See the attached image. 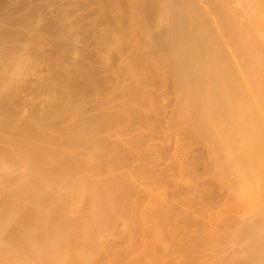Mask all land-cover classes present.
Here are the masks:
<instances>
[{
  "label": "bare ground",
  "instance_id": "obj_1",
  "mask_svg": "<svg viewBox=\"0 0 264 264\" xmlns=\"http://www.w3.org/2000/svg\"><path fill=\"white\" fill-rule=\"evenodd\" d=\"M17 1H16V3H18L20 0L18 2ZM78 1L80 2V0H78ZM81 1H83V0H81ZM5 2L2 1V3H5ZM20 2H19L20 5L23 4ZM79 2H78V4H79ZM85 2L88 3V0L84 1L83 4ZM75 3H76V6H75V8H76L77 2H75ZM89 3H88V5H89ZM92 3L94 4V1H92ZM96 3L98 4L97 5L98 8L94 7V5H92V6H93V10H94V8L98 9L97 21L99 18L100 21H105L108 24V25H106L108 28L104 25L106 27V31H105L106 35L104 33L103 36L104 37L107 36V39L111 38V40L114 41V44H117L116 46L114 45L115 47H113V48H115L117 55H116V53H114V54L117 57H121V59H123V63H121V64L115 63L116 60L114 62V59H116L117 57H114V59H113V56H112L113 63H115V65L118 64L119 66L122 65V67L120 66L121 69H119L118 65L115 66L114 64H112L113 66H111V67H113V70L118 68V71H116V72H118L119 75L120 74L122 75V76H119L120 78H123V74L120 73V70H122V72H124V74H125L127 82H129V83H126V81H124L125 77L123 78L124 80H121L119 78L120 79V80L118 79V81H120L119 83H121V81H124V83H123L124 85H122V83H121L123 89H122V87H120V88L123 90V94H126L127 92H129L126 90L127 87H128V90L131 89L130 93L132 92V90L134 91L131 94L129 93L126 95H122V94L121 95L123 97L125 96V98H128L129 100L131 99V96H132V101L134 100V97H135L134 102H132L131 100L128 102V99L124 100L125 98H121L124 100V102L126 101L125 104H128V106L125 105L122 101L121 104H123V105H121L120 103H117V104H115V107L119 104L117 106L119 109L121 108V106H123V107L127 106L126 109L127 108L128 109L126 110V109H124L125 107L124 108L122 107L123 108L122 110H117L118 108L116 107V111L113 109L114 110L113 113L116 112L117 114L118 113L120 114L122 111L125 112V110H126L125 113L127 115H130V114H128V112L129 113L132 112V111H130V109H133V112L137 111V109L139 110V108L136 109V107L134 106L135 102H137L136 106H140V107H141V105H140V103H141L143 105L142 107L146 108V105L148 106L149 110L147 108L146 109H147V111H150V114L153 112L152 116L155 118H153L150 115H148V117L153 118V120H151V119L150 120L154 124L155 121L158 120V119H156L157 111H155V110H157V109L160 110L162 107H160V109H159L158 108L159 105H161V104H162V106L164 105L163 103H161V101L164 100V98L161 97V95L167 94L168 92H166V91H169V93L170 92L172 93V91H170L168 87L170 86L169 84H171V85L173 84L175 89H176L174 91L177 92V95H178L177 98H179V100H178V102H179L178 109L179 110L177 112L178 114L176 113L177 115L175 116L176 117L175 119L176 120L178 119L177 124L179 122H181V124H183L184 127L186 128V129L184 128V130H183V127H181L182 125H180V123H179L178 126L181 127L182 129L179 128L177 130L181 129L182 131H185V130L189 129L191 131H189V130H187V131H189L190 133H193L196 136L203 137L206 139V141L209 143V145L212 148V154L214 153L213 155H215L216 164L213 163L215 165L213 166L210 164V166H213L215 169L217 167L219 173L221 174L220 176L224 177V178L222 177L223 179H221L222 182L226 179L227 182L226 181H224V182H225V184L226 183L228 184V182H229L228 178L230 180V182H229L230 187H228V188L231 189L232 191L227 189V188L226 189L229 190L230 192H232V195H230V196H231V199H233L232 200L233 203L232 202H229V203H232L234 205V208L232 207V204H231V206H229L231 209V212H232V210L235 211V209H237L238 211L243 213V214H240V213L238 214V215H241L243 218L240 217L239 223L237 224L238 225L237 230L234 231L232 229V228L235 229V227L237 225L235 227L233 226L232 228H230L231 231L233 230V235H232V238L230 239L231 240L230 245L231 244L232 245L238 244L239 246L236 245V249H235L236 251L237 250L242 251L241 248L237 249V246L243 247L242 253L243 252L245 253L246 258H243V259L240 258L241 262H242V260H244L241 264H264V43L257 42L254 38L255 34L253 35V33H255V32H252V30H249V29H245L244 27H242L241 24H239V22L235 18H233V15L231 14V12L229 10V2H227V1H222V0H95V4ZM72 4H74V1ZM88 5L86 4L85 6H88ZM90 6H91V4H90ZM6 7H8V6H6ZM31 7H32V5H31ZM69 7H70V5H69ZM73 8L70 7V8H66V9H68V10L71 9V11H73L72 10ZM75 8H74V10H75ZM85 8H87V7H85ZM89 8H87V11ZM82 9H84V8L82 7ZM0 10L2 12V8ZM4 10L5 9H3V11ZM24 10H26V9H24ZM31 10H32V8L29 11L31 12ZM33 10H35V8H33ZM68 10L65 11V13H63L64 11H61V12L63 13L64 16L66 15V12H67V14L69 16V15H71L70 14L71 12L68 13ZM4 12H6V11H4ZM4 12H2L3 16L0 15V19H1L0 23H2V25L0 24V144H5V145H7V147L5 148V146H3L4 148H2V145L0 146V264H108V263H106V261H103L108 256L107 253H106L107 255H105V251L107 249H108V251H110V249L112 250L113 242H111L109 244L110 247H112V248L109 249L105 246H107V244H106L107 239H109L111 236H112V238H114L113 234L115 235L116 234L115 231L117 232V230H115L116 220H120L122 218L127 219L125 224H124V230H123V226H121L122 230L119 229V231H121V232L125 231L124 233L126 235H128V237H130V238L132 237L131 239L134 238V235L138 234L137 232L141 231L140 228L143 225H145V223H147V225H145V227L150 226L149 224L152 223L151 221H153V223L155 222L156 223L155 225H157V227H158V225H161V226H159L160 228H157L156 226L151 225L152 227H154L152 229L157 228L160 231H161V228H163V231H164V228L168 226L166 224L168 222V220L165 219L166 218L165 214L167 212H169V208L164 207L162 209L163 205L165 204V198H163V197L158 198L155 195L157 192H159L163 189L161 186H165V185H162L161 183H160L161 185H158L159 182L155 181V179H153V177H152V179L154 180L153 182L158 183V184L156 183V185H155V186H158V188L156 187V189H154L155 186L154 187L150 186V187H152V189L150 191L154 192V190H155V193L154 194H151V193L149 194V192H147V193L149 194L148 196L151 195L150 198L152 199V201H154V203H151V201H148L150 204L147 202L149 205L147 204L145 206L146 207L145 209L150 208V210H151V206H152L153 210L147 211L144 215H141V217H139L140 213L137 215L138 212L135 211L136 210V204L134 202L135 200H132L130 198L131 196L129 197L130 193H128V191L125 189L126 182L124 181V179L122 177L118 176L119 173H116L117 176L112 175L110 177V175L113 172L114 173L116 172V171H113L112 173H108L109 174L108 176H106V174H105L106 179H104L105 177L101 178V177H103V174H104L103 171H100L101 167L114 168L115 170H118V168L122 165V162H124V163L126 162L124 160V158H125L124 154L126 155L127 152L124 154L122 153L125 151L123 149L124 145L121 142L123 140V143H124L126 141V139L121 138L122 139L121 140L119 138L121 141L120 140L117 141L118 144L116 143V141H114L116 143L115 146H114V143H112V145L109 144L111 146V147L108 146L111 148V149L109 148L110 149L109 150V149H107V145H104V144L109 143L110 140H108V142H107L106 140H103V141L101 140V139H106V138H103V137L98 138L99 137L98 132L96 133V131H94L93 129H91L87 125V124H89L88 120L85 119L87 121V124L84 123L85 120H84V118H82V116H83L82 114H80V115H82L81 118H80V115H78V117L80 119H78V117L74 116V115L78 114L77 113L78 111H79V113H81L80 110H82V109H78V107L71 105L72 104L71 102L73 101L72 98L81 96V95H79V93H81V91L78 89L79 90V92H78V90L74 88V90H77L78 93H76L74 91L72 93L71 92L72 91L71 85H74V83L76 81L77 82L79 81V83L77 85V87L79 88L80 80H78V79L75 80L76 78H72L73 74H72V76L69 75L72 72L71 69H69L71 72L67 73L68 72L66 70L67 64H64L65 62H62L63 60L61 61L59 58H57L58 56L57 57L55 56V58H53L52 61H50L51 59H48V57H47L48 53L46 51V46L49 45V44H47L49 42V39L45 41V39H47V38H44L43 35L39 34L37 36L36 35L34 36V34L31 33L33 35V36H31V34L28 35L25 33V31H23V29L27 28L29 25L36 27L37 22L39 21L38 19H40V18L37 16L38 19L36 20L32 17L34 15L30 16L31 15L30 14L29 15L30 17L27 18L29 13L28 14L26 13L27 16L22 14V16L24 15L26 17L25 19L23 18L22 21H20L19 19H17L15 17L18 20V21H15V23L17 22L19 24L18 26H20V29L22 28V30L19 31L17 29L18 31L17 30L13 31V29H14L13 28V29H9V31H8L5 29L6 27L3 25L6 21L2 18H4V17H5V19L7 18V16L4 14ZM84 12L85 11L83 10V14H84ZM10 13H12V11H10ZM39 13H40V15L42 14L41 11L38 12V14ZM89 13H90V11H89ZM10 15H12V14H10ZM60 15H61V13H60ZM63 15H62V19L64 17ZM22 16H21V18H22ZM68 16L66 15L65 20ZM86 16L87 15L85 14L84 18H88ZM90 16H91V13H90ZM12 17L13 16H11V18ZM71 17H72V15H71ZM11 18H10V20L8 19L9 22L12 21ZM44 18L42 20H44ZM93 18H94V16H93ZM31 19H33L32 21L34 22V24H30L32 22V21H30ZM59 19L61 20V18H59ZM69 19L72 21L74 18L73 19L69 18ZM74 20H77V19L75 18ZM79 20H81V21L83 20L82 24L85 23L84 19H79ZM95 20H91L92 23ZM8 21H7V23H9ZM100 21H99V23H100ZM39 22L41 23V21H39ZM39 22H38V24L40 25ZM80 22H78V24ZM88 22H86V24ZM92 23L89 25L91 26ZM68 24H71V23H68ZM76 24H73V23L71 24V25H74V27L69 25L70 27L68 30H70V33H71V30H72V32L74 31ZM5 25H7V27L8 26L10 27V25H8L6 23H5ZM86 26H88V25H86ZM63 27H65V26H63ZM76 27H77V25H76ZM96 27L98 28V25ZM77 28H79V26ZM102 28H103V26H102ZM61 29H62V27H61ZM81 29H79V30H81ZM90 29L93 30L92 27ZM90 29L88 28V30H90ZM28 30H29V28H28ZM79 30H77V32H80ZM99 30L100 29L98 28L94 32H98ZM11 31H13V32H11ZM58 32H59L58 34H60V30ZM75 32H76V29L73 32V34H75ZM84 32H85V30H84ZM62 33H63V31H62ZM66 33H67V31H66ZM98 33L101 34V32H98ZM129 33H132L133 37L131 35H129ZM53 34H51V35L53 36ZM87 34H89V33H87ZM63 35H65V34H63ZM81 35H79V37H81ZM85 35H86V33H85ZM98 35L96 37H98ZM128 35H129V37H132V40H131V38L126 37ZM60 36L63 37L62 35H60ZM69 36L70 35H68L67 39L69 38ZM75 36L77 37V34H75ZM90 36H89V38L92 37V36L91 37ZM103 36H101L102 41L104 38ZM51 38H53V37H51ZM89 38H88V40H89ZM18 39H21V41ZM59 39H57V40H59ZM76 39H78V37ZM125 39H128V41L130 39L131 41L128 42ZM22 40H24L25 42L23 43ZM70 40H71V38H70ZM98 40H99V42L101 41L100 39H98ZM108 40H110V39H108ZM123 40H125V43H123L124 42ZM50 41L52 42L51 45H53V46H54L55 42H57V41H55L53 44L54 40L51 39ZM59 41H62V40H59ZM59 41L57 42V44H55V47L57 49L59 48L60 49L59 51L63 52L64 50L62 48H60L59 46L62 45L61 47L67 48V47H65L66 43L64 44V41H62L60 44H58ZM82 41H83V38H82ZM96 41H97V39H96ZM106 41L107 40L105 38V42ZM19 42H22V44H19ZM77 42L78 41H76V43H75V41H74L75 44H77ZM84 42H85V40H84ZM84 42H83V44H84ZM126 42H128V43H126ZM86 43H88L87 39H86ZM107 43H108V41H107ZM108 44L111 45L110 42ZM81 45H82V43H81ZM81 45L79 44V46H78V44H77L78 47H81ZM110 45H107V46L110 47ZM53 46H52V48H53ZM112 46L113 45H111V48H112ZM55 47L53 49H56ZM101 47H104V46H101V44H100V48ZM68 48H69V46H68ZM105 48H103V49L106 51L107 48L106 49ZM76 49L74 50L75 52L79 50V49L78 50H76ZM149 49L153 50V51H151L152 53L150 52L151 53L150 55L153 57H150V58L148 57L147 54L144 53V52H146V50H149ZM101 50H99V52ZM113 51H114V49L112 50V52ZM110 52H111V49H110ZM112 52L109 55L110 56L109 59H111ZM95 53L96 52H94V54ZM104 53H106V52H104ZM141 53H144L147 57L144 55L146 58L143 56L140 58H144V59L138 58L139 56L142 55ZM54 54H55V52H54ZM59 54L61 57V53H59ZM63 54H64L63 57L67 58V56L65 55V52ZM96 54L98 55V51ZM107 54H109V51ZM136 54L137 55L141 54V55L137 56ZM50 55L51 54L49 53V56ZM71 55H72V53H71ZM75 56H77V55H75ZM98 56H100V54ZM104 56L106 57V58L104 57V59L106 60L108 58V55L107 56L104 55ZM134 56H136L135 59H134ZM45 57H47V59L50 61V68L49 69H51L50 71L53 73L52 75H54V76L51 75L52 78H50V79H54V80H51L48 82L47 79L45 81V79L43 78L42 80H44L45 82H41V84H39L38 86L36 84L35 87H31V88H33V89H31V91L33 90V93L40 94V95L46 94L45 96H47V103L46 102L45 103L47 105H46V107H43V108H45L44 110L41 108L43 110V111H41V110L37 109L38 107H36V106H38L37 105L38 103L32 107H31V105H32L31 104L30 108H32L31 109L32 116L30 115L31 116L30 119L27 121V123H25L24 126L22 124H20L18 127L17 123L20 122L18 117H17L18 113L15 111L14 112L11 111L9 109V105L12 103L11 102L12 99H14L13 104H16L15 100H16L17 96H15L16 98H13V97H14L15 93L18 91V89L21 87V84L24 80V77L27 74L29 75L33 71V69H36L34 67L37 66L39 63H41L42 59ZM102 57H100L98 59H101ZM79 58H81V57H79ZM93 58L94 57H92V59ZM82 59H84V58L82 57ZM82 59H81V61H82ZM92 59H91V61H92ZM109 59H108V62H109ZM118 59L119 58H117V61H118ZM139 59H140V62H139ZM101 60H103V58ZM43 61H44V59H43ZM84 61H85V59H84ZM97 61H99V60H97ZM74 62L76 64V62H78V61L75 60ZM108 62H105L104 64H106V63L108 64ZM156 62L160 63V66H162V69H160L161 67H159V69H158V66H156V65H158L159 63L157 64ZM86 63H84V64H86ZM101 65H102V63H101ZM73 66H74V64H73ZM81 66L82 65L80 64V66L78 67L79 68L78 71L80 70ZM98 68H100V67H98ZM102 68H103V66H102ZM102 68H100V69L103 70L104 68L103 69ZM144 68H145V71L149 70V69H150V72H151V70L153 71V72H151V74L155 78L154 80L158 81L159 83L161 82L159 84L155 81L156 84L160 85L159 86L160 88H161V86H163L162 84H165V82L168 83V85H169V86L165 85V86H167V87H165L167 90H165V92L163 91L164 93L159 95L160 98H163V100L160 99L161 101H158L159 99H156L159 103L156 102L155 98L152 96L154 92H155L154 94L156 95V91H151L152 89H150V87H149L147 90H144V92L146 91L145 93L142 90V92L144 93L142 95V93H140L141 88H139L140 89L139 90L138 87L135 85L140 80H141V82L143 81V79H140L139 74L141 73L140 70H143ZM75 69L77 70V67ZM34 71L36 72V70H34ZM83 71H84V69H83ZM83 71H81V72H83ZM89 72H93V69H92V71H89ZM103 72H105V71H103ZM107 72H108V70H107ZM142 72L145 73L144 71H142ZM98 73L100 74V72H98V70H97V74ZM113 73H115V71ZM148 73H149V71H148ZM148 73H145V75H147ZM84 74H86V73H84ZM84 74L82 76H85ZM89 74L90 73L86 74V76H85L86 80H89L92 78V77L91 78L89 77L87 79V75H89ZM104 74H106V73H104ZM151 74L148 76L153 78L151 76ZM49 75H50V73H49ZM109 75L110 74H108L107 76H109ZM113 75L115 76V74H113ZM140 75H142V77H143L144 74L141 73ZM89 76H91V75H89ZM97 76H99V75H96V76L93 75V78L94 77L97 78ZM104 76L106 77V75H104ZM148 76H147V78H149ZM105 77L103 78V80L105 79ZM82 78H84V77H82ZM93 78H92V80H94V82H95V80H96V82H98L96 78H94V79ZM99 78L101 79V77H99ZM144 78H146V77L144 76ZM113 79H115V78H113ZM84 80H82V81L84 82ZM103 80H102V82H103ZM109 80H110V78L107 80L108 85H109ZM111 80H112V77H111ZM151 80H148L149 82L146 81V83L143 82V83H145L144 85L145 86L148 85L147 83H150ZM154 80H152L153 82H151V83H154ZM91 81H89V82L92 83ZM107 81H105V82H107ZM38 82H40V81H38ZM77 82L75 84H77ZM89 82L87 81V85L84 84V86L88 87ZM96 82L94 83V85L96 84ZM114 83L115 82L113 80V84ZM133 83H134V85H131ZM151 83L149 84V86L151 85ZM155 83H154V85H151V86L156 87ZM81 85L83 86V83ZM103 85H105V83ZM103 85L101 88H103ZM114 85H113V87H114ZM121 85L119 84V86H121ZM125 85H127V86H125ZM130 85L132 87L136 86L135 89H137V90H135L134 87H133V89H132V87L130 88ZM158 85H157V88H154V90L159 89ZM173 85H172V87H173ZM74 86H76V85H74ZM89 86L94 87L92 85H89ZM99 86H97V87H99ZM87 87L86 88L83 87L84 90H82L81 87H80V89L82 91H85V89H87ZM97 87H95L96 90L98 89ZM105 87H106V85H105ZM139 87H141V85ZM101 88H99V89H101ZM144 88H142V89H144ZM90 90L91 89L86 90L85 92L86 93H87V91L92 92V90L91 91ZM96 90H94V88H93V91H94L93 93H95ZM107 90H108V87H107L106 91ZM109 90L111 92H113L112 87H110ZM109 90L107 92H109ZM148 90L150 92H148ZM106 91H104V92H106ZM124 91H126V92H124ZM159 91H160V89H159ZM102 92H99V93L102 94ZM115 92H118V90H116ZM115 92H113V93H115ZM135 92H138L140 95H138ZM176 92L174 94H176ZM75 93L78 96L77 95L74 96ZM119 93H122V91H120ZM149 93H151V95ZM91 94L92 93H90L89 95L86 94L85 96L82 95L85 98L87 96L90 97V99L87 97V100L89 99L88 101H86V99H84L85 100L84 102H86V103L89 102L93 98L92 96H94L95 100H96V94H94V95L92 94V96H90ZM101 94H100V96H101ZM132 94L134 95V97ZM174 94H173V96H174ZM17 95H19L18 92H17ZM108 95H110V94H108ZM115 95L113 97H115ZM102 96H103V94H102ZM126 96H130V98L126 97ZM159 96H158V98H159ZM164 96H165V98H166V96L168 97V95H164ZM173 96L171 95L172 98H173ZM99 97L97 98L98 101L101 100V99H99ZM106 97L108 99L110 96L108 97L105 95L104 99L102 97L101 98L104 101L106 99ZM119 97H120V95L117 96V98H118L117 100L120 99ZM172 98H169V99H172ZM57 99H61V104H59V105H57V103L54 104V102ZM111 99L116 100L114 98H111ZM169 99H168V101H169ZM173 99H175V98H173ZM76 100H75V102L78 103L79 99L77 101ZM95 100L93 99V100H91V102H93ZM113 100H109V101H111V103H112ZM42 101L43 100H41V102ZM80 102H82L81 99H80ZM84 102H82V104ZM95 102H93V104ZM99 102L102 103V101H99ZM107 102H108V100H107ZM116 102L117 101H115L114 103H116ZM130 102L132 104H134V105L131 104L133 107H131V105L129 104ZM165 102L166 101H164V103ZM167 102L165 104L166 106L168 105ZM45 103H42V104H45ZM89 103H87L86 105H88ZM109 103L110 102H108V104H106V105L110 106L111 103L110 104ZM114 103H112V104H114ZM156 103H158V105H156ZM174 103H176V102H174ZM174 103H172V104L174 105ZM98 104H100V103H98ZM39 106H41V105L39 104ZM100 106L102 108L103 105L101 104ZM100 106L97 105L96 106V107H98L97 109H99ZM105 106H103V108L101 110H103ZM156 106H158L157 109H155ZM111 107L114 108V106H111ZM150 107H151V109H153V111L150 110ZM174 108H175V106H174ZM176 108H177V106H176ZM110 109L111 108H109V110ZM154 111H155V114H154ZM162 111L164 112V109H162L158 112L161 113ZM84 112L87 113L86 110ZM141 112L139 111V113L141 114V117L143 118L142 114H144V113H143V111H141ZM89 113L91 114L92 112H89ZM89 113H87V114H89ZM125 113L122 112L120 115H124ZM66 114H68V115L65 116ZM92 114L94 115V113H92ZM126 114L124 116H127ZM131 114H133V115H130L127 117L133 118L132 116L135 117V115H136L134 113H131ZM147 114L148 113L146 112V115ZM153 114L156 116H154ZM163 114H165V112ZM96 115L99 116L101 114L98 115L96 113ZM96 115L93 117V119L96 117ZM137 115H138V113H137ZM161 115H158L157 117H159ZM174 115H175V113H174ZM174 115H173V117H174ZM64 116L66 119L71 117L70 120H72L74 118V122L69 121L67 124V127L64 128L65 134L61 135L58 132L57 125L60 126L59 125L60 124L59 123V117H64ZM72 116H73V118H72ZM90 117H91V115H90ZM99 117L104 118L103 115H102V117L101 116H99ZM141 117H139V118H141ZM146 117H145V119H146ZM86 118L88 119V116ZM139 118L135 117L134 119H139ZM93 119H91V120H93ZM96 119L98 120V117ZM108 119H110V117H108ZM145 119H142V121H146V120L149 121V118H147L146 120ZM80 120H84V122L80 121ZM100 120L102 121V119H100ZM100 120H99V123L102 125L103 123H101ZM104 120H107V117H106V119L104 118ZM110 120H109V122H110ZM75 121H78V122H75ZM114 121H115V118H114ZM118 121H119V123H118ZM151 121H149V122H151ZM89 122H91V121L89 120ZM113 122H110V123H112V125L111 124L110 125L113 126V124H115V126H117L118 128H119L118 124L119 125L122 124V126L120 125V130L118 132L122 131L123 134H124L123 130H125V129L127 130V128L129 126L131 127V125H129L127 128L125 127V129H124L123 125L125 126V124H127L126 123L127 121H124L125 122L124 124H123L122 120H117V119L115 121V122H117V124L115 122L114 123ZM157 122L160 123V120L156 121V123ZM42 123L44 124L41 128L43 130H40L39 125ZM93 123H94V121H92V125H93ZM163 123H161V124H163ZM61 124L64 125L62 122H61ZM131 124H133V123H131ZM175 124H176V122H175ZM94 125H95V123H94ZM105 125H103V126H105ZM174 125H173V127H174ZM135 126H136V124H135ZM43 127H45V129ZM62 127H64V126H61L60 128H62ZM122 127H123V129L121 130ZM110 128L108 127V130H110ZM118 128H116L115 132H117ZM148 129H149V127H148ZM150 129H152V128H150ZM172 129H174V128H172ZM126 130H125V132H126ZM134 130H136V129H134ZM139 130H140V128H139ZM141 130H142V128H141ZM143 130H145V132H146L147 129H144V127H143ZM154 130H156L157 133L159 132V130L157 131V129H152L151 131H153L154 134L156 133ZM62 131H64V130H62ZM151 131H149V132H151ZM127 132H128V130H127ZM127 132H126V135H127ZM131 132L133 133V130H131ZM161 132H164V131H160V134L163 135L165 133V136L168 137V134H167L168 132L167 133L166 132L161 133ZM132 133H130L129 135H132ZM152 133L150 134L151 136L153 135ZM157 133H156V135H158ZM139 134H137V135L134 134V135L136 137H138ZM145 134H143V135L140 134V135L147 138L146 137L147 134L146 135ZM103 135H105V134H103ZM171 135H169V136H171ZM107 136H109V135H107ZM151 136H150V139H151ZM172 136L173 137H171V138H174V135H172ZM143 137L141 139H145ZM156 137H155V139L157 141ZM158 137H161V138H158V140L160 139V141H161V139L164 138V136L163 137L158 136ZM113 138H116V137L113 136ZM155 139L153 141H155ZM164 139H166L168 141L167 138H164ZM112 140L110 142H112ZM187 140H188V138L186 139V142H187ZM104 141H106V142H104ZM128 141L131 144L130 147L131 148L135 147V148H133V150L135 149L136 150L135 152H137V153H135L133 150H129V155L130 154H133V155L136 154L137 156H133V155L132 156H133V158L137 157L138 161L140 160V158L142 159L143 156H144L143 158H145V159H147L149 157V155H147L149 153L148 151H150V149L147 148L148 145H146V148H147L146 150L148 153L146 152L147 154L145 157V155L141 156L140 154H138V150L140 148H139V145L137 144V142L127 140V142H125V144H127V145H125V146H129ZM171 141H172V139H171ZM189 141L193 142V140H191V139ZM86 143H87L89 151L85 147ZM156 143H159V142H156ZM200 143H202V142H200ZM183 144L185 145V143H183ZM144 145L145 144H143L141 146V144H140V147L143 148V153L146 151V150L144 151V149H145ZM169 145L170 144H168V146ZM190 145H192V143ZM104 146H106V147H104ZM136 147L139 149H137ZM186 147H189L188 143L186 144ZM84 148H86V150ZM149 148H153V147L149 146ZM105 149H107L108 151L107 150L105 151ZM127 149H129V148H127ZM154 149H155V147H154ZM151 150L153 151V149H151ZM184 150H186V149H184ZM209 150H210V148H209ZM119 151L121 152V154ZM103 152H106V153L108 152L109 154L108 153L107 154L109 156H107L106 153H103ZM132 152H134V153H132ZM158 152L157 153L153 152L152 155L155 153V156H157L156 154H158ZM167 152L168 151L166 150L165 153H167ZM143 153L141 152V154H143ZM117 154H119V155L123 154L120 158L121 160L118 158L119 155H117ZM150 154H151V152H150ZM163 154H164V152H163ZM127 155H128V153H127ZM127 155H126V158H128ZM138 155H140L139 156L140 158L138 157ZM104 156L106 157L104 162L106 161V159H109V157H110L111 160L113 161V162H110L112 164H109V166L107 165L109 163L108 162L110 160L109 159L106 161L108 163L107 164L105 163V166H103V164H104V162H103L104 158L103 157ZM179 156L180 155H178V158H177L178 162H179V158H180ZM181 156H183V155H181ZM115 157H117V158H115ZM157 157H159V155ZM133 158L130 160V162L133 161ZM118 159H119V161H122L121 165L118 162ZM145 159H143V161ZM149 159H151V158H149ZM181 159L183 160V158H181ZM195 159H197V158H195ZM165 160H167V158ZM174 160H176L175 157L173 158L172 161H174ZM134 161H135L134 164L136 165V158L134 159ZM187 161H188V159H187ZM114 162L116 164H113ZM130 162L128 163V160H127L126 165L129 166V164L132 163V162L131 163ZM176 162H177V160H176ZM139 163H140V161H139ZM142 163H145V162H142ZM146 163L148 164L149 162L146 161ZM171 163L172 162L170 161V164ZM181 163H182V161H181ZM181 163H179V164L181 165ZM208 163H206V164L208 165ZM145 164L144 165L138 164V166L140 167L139 170H137V168H136L137 166H135V168L133 167L134 168L133 171H135L136 173L132 172V171H131V173L133 175L137 174V177L140 179L141 178L147 179V177L149 175L147 173H150L151 172L150 169H153V168H150L151 165H153V163L151 161L150 164H148L150 166H148V165L146 166ZM174 164H175V162H174ZM192 164L193 163H191L190 165H192ZM197 165H199V162L197 163ZM115 166H116V168H115ZM145 166L147 168L149 167V170L147 168H145L149 172H147L144 169ZM168 167H170V165ZM175 167H176V164H175ZM122 168H123V166H122ZM122 168L121 169L119 168L120 171L122 170ZM131 168H132V166H131ZM178 168L179 169H177V170H180L182 167L181 168L178 167ZM184 168H186L185 166L183 167V170H188V169H184ZM190 168H192V166ZM211 169L213 170V168H211ZM108 170H106V172ZM144 170L147 172V173L145 172V175L147 174V176H145V177L143 174ZM153 170H155V169H153ZM172 172H173V170H172ZM180 172H181V170H180ZM214 172H216V170ZM100 173H103L102 176L100 177L101 179L99 178ZM129 173L130 172H128V175H129ZM131 173H130V175H131ZM187 173H188V171H187ZM126 174H127V171H126ZM126 174H124V176ZM180 174L181 173H179V175ZM204 174H206V173L204 172ZM130 175H129V178H131V179L136 178L135 176L130 177ZM141 175H143V176H141ZM151 175H153V174H150L149 176L151 177ZM172 175H173V173H172ZM198 175L200 176V174H198ZM107 177H108V179H107ZM185 177H188V176H185ZM185 177H184V179H185ZM211 177H212V175H211ZM126 178H127V181H129L127 176H126ZM204 178H205V175H204ZM152 179L150 180L151 184H152ZM178 179H182V176H181V178H178ZM185 180H183V181H185ZM214 180H216V179H213L212 181H214ZM137 181H139V180L137 179ZM146 181H148V180H146ZM196 181H197V178H196ZM198 181H199V179H198ZM217 181L218 180H216V182ZM135 182H133V183H135ZM143 182L144 181H142V183ZM150 182H148V183H150ZM219 182H220V180L217 182V184ZM222 182H220V183H222ZM127 183H129V182H127ZM194 183H196V182L194 181ZM179 184H180V182H179ZM189 184L192 185L191 180H190ZM136 185H137V183H136ZM223 186H224V184H223ZM146 187L149 188L148 186H145V188ZM166 187H164V189ZM169 188H170V185H169L168 189ZM176 188H178V186ZM216 188H215V190H217ZM192 189H193V187H192ZM171 190H172V188H171ZM147 191H149V190H147ZM229 191L227 193H229ZM143 192H145V191H143ZM172 192L173 191H171L170 194H172ZM186 192H188V190ZM198 192H199V190H198ZM160 193H161L160 196H163V194H162L163 192H160ZM167 193H168V190H167ZM214 193L216 194V192H214ZM159 194H158V196H159ZM176 194H177V192H176ZM178 194H180V193H178ZM172 195H174V192ZM172 195H170V196H172ZM186 195L187 194L185 193V196ZM133 196H136V195H133ZM153 196H155V197L152 198ZM176 196H178V195H176ZM202 196H204V195L202 194ZM210 196H211V194H210ZM227 196H229V194H227ZM191 197H193V196H191ZM150 198H148V199L150 200ZM155 198L157 201H159L158 203H160V205L155 200H153ZM185 198H187V197H185ZM207 198H206V200H207ZM163 199H164V202H163ZM171 199H173V201L175 202L176 198L174 199V196H173V198H171ZM188 199L191 200L190 196H188V198L186 199L189 202ZM192 199H194V198H192ZM198 199H199V197H198ZM160 200L163 203H161ZM182 200L186 201L185 199H182ZM213 200H215V199H213ZM176 201H177V199H176ZM193 201H196V199H194ZM200 201H202V200H200ZM177 202H175V203L178 205ZM144 203H145V201H144ZM155 203H157V204L155 205ZM195 203H193V204L195 205ZM151 204H153L154 206ZM161 204H162V206H161ZM166 204H165V206H167ZM227 204H228V202H227ZM227 204H224L225 207L227 206ZM213 205H214V203H213ZM157 206H159V207L157 208ZM201 207L203 208L202 205H201ZM204 207L206 208V206H204ZM208 207H207V209H208ZM165 208L168 211H166ZM199 208H200V206H199ZM209 208L211 209L212 207H209ZM226 208L228 209V207H226ZM216 209H218V208H216ZM203 210L207 211L204 208H203ZM211 210L213 212V209H211ZM165 211H166V213L164 214ZM177 211H178V209H177ZM216 211L220 212V209L216 210ZM228 211H230V210H228ZM187 212H188V210H187ZM192 212H193V209H192ZM209 212L211 213V211H209ZM217 212L215 214H217ZM219 212H218V214H220ZM169 213H167V214L171 215ZM177 213L178 212H176V215H177ZM190 213H191V211H190ZM234 213H236V212H234ZM179 214H181V212H179ZM211 214H209V216H212ZM172 215H174V214H172ZM231 215H233V214H231ZM238 215H235V217H233V218H236V216H238ZM229 216H230V214H229ZM205 217H207V216H205ZM213 218L215 219L216 217L213 216ZM213 218H211V219H213ZM221 218H223V217H221ZM221 218H218V222H219V219H221ZM211 219H209V220H211ZM165 220H166V223H165ZM170 221L168 223H172ZM190 221H192V219ZM198 221H199V219H198ZM148 222H150V223L148 224ZM209 222H211V221H209ZM216 222L217 221H215L213 223H216ZM233 222H238V220L236 219V221H233ZM164 223H165V227H163ZM213 223H211V226ZM223 223H226V222H223ZM231 224L234 225V223H231ZM231 224H229L227 222V225L225 224L224 225L225 227H223V226L222 227L225 230L226 226H228V225L231 226ZM170 226H168V227H170ZM186 226H188V225H186ZM165 231H166V229H165ZM202 231L203 230L201 229V232ZM121 232H119V234L121 236L118 239H120L121 242L124 243L126 240L124 239V237L122 239L123 234H121ZM142 232L145 234L147 233L146 234L147 236L150 234L149 237L151 239H152V237H155V238H153V240L155 239V241L157 243L152 240L153 243H155V244L152 243L150 246L157 245L159 243H160V245H158V246H162L163 243L165 242V240L162 244H161V242L163 241V239L167 238V237L163 238L162 234H160L158 232L156 234H154V236L151 233L148 234V232H144V231H142ZM142 232H141V235H143ZM204 232H203V234H204ZM167 233H169V232H167ZM170 233L173 234V232H170ZM187 234H188V231H187ZM213 234H215V233H213ZM177 235H179V234H177ZM201 235H202V233H201ZM220 235L221 234L218 235L219 238L222 236V235L221 236ZM135 237L137 239L140 238V236H138V237L135 236ZM191 237L192 236H190V238ZM208 237L210 240L211 236L209 235ZM143 238H142V240L144 241ZM194 238L195 237H193L192 239H194ZM135 239L133 241H135ZM195 239L198 240L197 238H195ZM225 239H224V241H226ZM105 240H106V242H104V243L106 245L104 244L105 245L104 248H106V249L104 250V249H102L103 245L100 243L102 241H105ZM111 240H113V239H111ZM120 240H118V241H120ZM122 240L123 241L125 240V241L123 242ZM138 240L135 241L137 243H133V241H131L132 243H130V244H133V247H135L134 245H136L137 249L139 247L143 248L145 246L144 243L140 244V246H139V243H141L143 241H141V240L138 241ZM149 240L150 239H148V241H147V238L145 237V243L146 244H147V242H152L151 240L150 241ZM220 240H221V238H220ZM168 241H170V240H168ZM171 241L173 242V239ZM219 241H217V243H216L215 240H213L214 244L216 243V245H218ZM221 241L224 242L223 240H221ZM227 241L228 242H225V244L227 243L226 246H228V244H229V240H227ZM210 242L213 243L212 241H210ZM137 244H138V246H137ZM225 244H223V247ZM100 245L102 247H100ZM141 245H143V247ZM170 245H172V244L170 243ZM185 245H187V247L189 246V244H187V243ZM235 245L232 246L233 249L235 248ZM117 246L120 249L119 252H122V250L124 248H125V250H127V252L125 250H123V252L126 253L125 256L122 254L123 252L120 254H117L118 250L116 251V253L112 250V252H114L113 254L108 252V253H110L109 255H112V256L108 257V259L110 258L109 260H112V262H110L109 264H124L123 261H122L123 263H119V262H121L122 258H124V257L126 258L127 254H128V249H129V254L131 251L134 254L133 250L136 249V248L133 249L132 245L131 246L127 245V244L125 245V243H124V247L121 246V247H123L122 249L120 247V244ZM129 246L132 248V250ZM148 246H149V243H148ZM179 246L181 247V244H178V247ZM220 247H222V245H220ZM140 248L138 249V251L140 250ZM194 248H196V247L194 246ZM199 248H200V246H199ZM202 248L204 249V247H201V249ZM115 249H116V247H115ZM99 250H100V253H99ZM144 250H145V247L143 249V252L140 253V255H142L144 253ZM148 250L150 251L151 248ZM155 250H156V248H155ZM195 250H197V249H195ZM199 250L200 249H198V251ZM206 250H208V248H206L205 251ZM73 251L74 252L77 251V252L74 253ZM173 251H174V249H173ZM198 251H196L197 254L194 257H197V256L200 257L198 255L199 254ZM102 252L104 253L103 255H105L106 257L101 255ZM137 252H135V253H137ZM145 252H146V250H145ZM154 252H156V251H154ZM157 252L159 253V251H157ZM199 252H201V251H199ZM132 253L130 255H132ZM175 253H176V251H175ZM187 253L191 254L189 252H187ZM215 253L219 254L217 251H215ZM137 254H135V255H137ZM147 254L151 255V253L147 252V253H145V257H144V255H142L143 257H141V258H138V256H137L136 257V258H138L137 261H139L140 259H142L141 261H144L143 258L146 259ZM153 254H155V253H153ZM184 254H185V252H183V255ZM192 254L194 255L195 251L192 252ZM201 254H202V252H201ZM155 255H157V254H155ZM177 255L179 256V254H177ZM206 255H208V254H206ZM222 255L223 254H221V256ZM100 256H102L101 258L102 259L104 258V259L102 260L100 258ZM151 256L148 257L149 258V259H147L148 261H151L150 259H153ZM163 256H165V255H163ZM180 256H181V254H180ZM180 256H179V258H180ZM190 256H192V255H190ZM202 256H205V255H202ZM202 256H201V258H202ZM159 257H160V254H159ZM198 257H197V259H199L198 261L200 262L201 258H198ZM155 258L156 257H154V259ZM182 258H185V257H182ZM207 258L209 259L210 257L207 256ZM213 258H215V257H213ZM236 258H237L236 261L239 260L238 259L239 257H236ZM131 259L132 258H130V260ZM154 259L151 261V263L153 261L155 263H157L156 262L157 260L156 259L154 260ZM160 259H161V257H160ZM189 259H190V257H189ZM189 259H187V260H189ZM192 260L194 261L195 259H192ZM192 260H191V262H192ZM220 260H222V259L220 258ZM226 260H228V257L226 258ZM226 260H223V261H226ZM137 261H135V262H137ZM170 261H171V259H170ZM178 261L179 260H177V262ZM210 261H212V260H210ZM218 261H219V259H218ZM126 262H129V260ZM196 262L197 261H195L194 264L198 263V262L197 263ZM206 262H209V260ZM221 262H218V263L222 264ZM228 262H229V260H228ZM228 262L226 261L225 263L227 264ZM180 263H182V262L180 261ZM200 263L203 264L202 261ZM212 263H213V261H212ZM231 263L232 262L230 261V264ZM239 263H240V261H239ZM148 264H149V262H148ZM169 264H171V262H169Z\"/></svg>",
  "mask_w": 264,
  "mask_h": 264
},
{
  "label": "rangeland",
  "instance_id": "obj_2",
  "mask_svg": "<svg viewBox=\"0 0 264 264\" xmlns=\"http://www.w3.org/2000/svg\"><path fill=\"white\" fill-rule=\"evenodd\" d=\"M2 1L3 2H5V3H2ZM16 1L17 0H0V7L2 8V12H4V11H6V12H4V14L7 16V18L5 19V17L4 18H2V19H4L6 22V24H8V25H10V27L8 26L7 27V25H5V23L3 24L6 28V30H8L9 31V29H13V31H15V30H22V28L20 29V26H18L19 24L16 22L15 23V21H18L17 19H19L20 21H22V19L24 18H26L25 16H27L26 15V13L28 14V16H27V18L28 17H30V16H32V15H34V16H32L34 19H38L37 18V16L40 18V19H38L39 21H41V23H40V25L38 24V22H37V26L35 27V26H28L27 28H25V29H23V31H25V33L26 34H28V35H30L31 33H33L34 34V36L36 35H43V37L44 38H47V39H45V41L46 40H48L49 39V42L47 43V44H49L48 46H46V51H47V53H48V59H51L50 61H52V59L53 58H55V56L57 57V58H59L62 62H65L64 64H67V68H66V70L68 71L67 73H70L71 71L69 70V69H71L72 70V72L69 74L70 76H72V74H73V76H72V78H76L75 80H80V85H79V88L77 87V85H78V83H79V81L77 82V84H75L74 83V85H76V86H74V85H71L72 86V88H71V92L73 93V91L74 92H76V93H78L79 92V90L81 91V93H79V95H81V96H79V97H74V96H76L77 94L75 93V95L73 96L74 98H72L73 99V101L71 102L72 104V106H75V107H78V109H82V110H80V112L81 113H79V111L77 112L78 114H76V115H74V116H76V117H78V115H80V114H82V115H80V118H81V116H82V118H84V120L86 119V120H88V123L90 124H87V121L85 120V122H84V120H80V121H83L84 123H86L91 129H93L94 131H96V133L98 132V138H106V139H101L102 141L103 140H106L107 142H108V140H112V142H110L109 141V143H107V144H104V145H107V149H109L111 146L109 145V144H111L112 145V143H114V146L116 145V143H117V141H119L121 138L122 139H126V141L125 142H127V140H130V141H133V142H137V144L139 145V148L141 149H139V148H137V149H139L138 150V154H140L141 156H143V155H145V157H146V154L147 155H149V157L147 158V159H145V158H143L142 157V159L139 157L140 155H138V157L140 158V163H139V161L137 160V157H134L133 158V156H137L136 154H130L129 155V150H133V148H135V147H133V148H131L130 146H131V144H130V142H129V146H125V145H127V144H125V142L123 143V140L121 141L122 142V144L124 145V151L125 152H122L123 154L124 153H128V155H127V153H126V155H127V157L128 158H126V155L124 154V156H125V158H124V160L126 161L125 163L124 162H122V161H119V159L121 158V156L123 155H119V154H117V155H119L118 156V162L120 163V165H121V162H122V165L119 167L120 169L122 168V166H123V168H122V170L120 171V169L118 168V170H115L114 168H105V167H101V170L100 171H103L104 172V174L103 173H100L99 174V178L102 176V174H103V177H101V178H104V179H106V176H108L109 174L108 173H112L113 171H116L115 173L113 172L111 175H110V177L112 176V175H116V173H119L118 174V176L119 177H122L123 179H124V181L126 182V187H125V189L128 191V193H130L129 194V197L132 199V200H135L134 202H135V204H136V210L135 211H137L136 213H137V215L139 214L140 216L139 217H141V215H144L147 211H152L153 209V207L151 206V210H150V208L149 209H145L146 207V205L149 203L148 201H151V203H154V201H152V199L150 198L151 197V195L150 196H148L150 193L151 194H154L155 193V190L154 189H156V187L158 188V186H155L156 185V183L157 182H159V184L158 185H165V186H161L163 189H164V187H166L167 185V187L163 190L161 187V191H159V192H157L155 195H156V197H158V198H161V197H163V198H165V204L167 205V206H165V204L163 205V207H162V209L164 208V207H168L169 208V212H167V213H169V214H171V215H168L167 213H166V211H168V210H166V208H165V212H164V214H165V219L166 220H168V222L170 221V222H172V223H166V220H165V223L168 225V226H170V227H168L167 225V227H165V223H164V226L163 227H165L164 228V231H165V229H166V231L164 232L163 231V228H161V231L159 230V229H157V228H160L159 226H161V225H158V227H157V225H155L156 223L154 222L153 223V221H151L152 223L151 224H149L150 222H148V224L150 225V226H148V227H145V225H147V223H145V225H143L141 228H140V230L141 231H139V232H137L138 234H136V235H134V238L133 239H131L130 237H128V235H126L124 232L125 231H119V229H121L122 230V227L121 226H123V230H124V224H125V222H126V218H122V219H120V220H116V222H115V230H117V232L115 231V235L113 234V236H114V238H112V236L109 238V239H107V242H106V240L105 241H102L100 244H102L103 245V247L100 245V247H102V249H106V248H104V246L107 244V246H105V247H107V248H112V250L116 253V251L118 250V252L120 251V249H119V247L117 246V245H119L120 244V247L121 246H123L124 247V243H125V245L127 244V245H132V247H133V244H130V243H132L131 241H133L136 237L135 236H140V238H138L139 240H141V241H143L142 240V238L144 239V241L143 242H141V243H139V246H140V244H143L144 243V247H145V250H146V252H145V250H144V253L142 254V255H144V257H145V253H151V255L153 254V253H155V254H157V255H155V254H153L152 256L151 255H149V254H147L146 255V259L145 258H143L144 259V261H141L142 259H140L139 261H137L138 260V258H141V257H143L142 255H140V253H142L143 252V249H144V247H143V245H141L143 248H140V250L138 251V249H137V247H136V245H134L135 247H133V249H135V250H133V252H134V254L132 253V248H131V252H130V254L132 253V255H130L129 254V249H128V254H127V256H126V258L124 257L125 256V252H123V250H125V248L122 250V252H117V254H120V253H122L124 256V258L126 259H124V258H122L121 259V262H119V263H123L124 262V264H148V262H149V264L151 263V261L154 259V257H156L155 259L157 260L156 262L157 263H155L154 261L151 263V264H169V262H171V264H194V262L195 261H197L196 263L197 264H201L200 262L202 261L203 262V264H220V263H218V262H221L222 264H226L225 262L227 261L228 262V260H229V264H230V261L233 263V264H241L244 260H242V262H241V260H240V258H246V255H245V253L243 252L242 253V251H243V247H238L239 245L238 244H236V245H238L237 246V249H239V248H241L242 249V251H240V250H235L236 249V245L235 244H231L230 245V239L232 238V235H233V230L235 231V230H237V228H238V223H239V220H240V217H242L241 215H238L239 213L240 214H243L242 212H240V211H238L237 209H235V211L234 210H232V212H231V209H230V207L229 206H231V204L233 203V199H231V196L230 195H232V192H230L229 190H231V189H229L228 187H230L229 186V182H230V180H229V178H228V184L226 183L225 184V182L224 181H226L227 182V180L225 179L223 182L221 181V179H223L224 177L223 176H220L221 174L219 173V171H218V169H217V167H216V169L213 167L215 164H216V162H215V155H213L212 154V148H211V146L209 145V143L206 141V139L205 138H203V137H199V136H196V135H194L193 133H190L189 131H191V130H189V129H187V130H189V131H187V130H185V131H182L181 129V127H183V130H184V125L183 124H181V122H179L180 123V125H182L181 127H179L178 125H179V123L177 124V120L175 119L176 117V115L178 114L177 112H178V106H179V102H178V100H179V98H177L178 97V95H177V92L176 91H174V90H176L175 89V87H174V85H173V87H172V85L171 84H169L168 85V83H166L165 82V84H162L163 86H161V88L159 87L160 85H158V84H156L155 83V81L156 80H154L155 78L152 76V74H151V72H153L152 70H151V72H150V69L149 70H146L145 71V68L143 69V70H140V72L142 73V74H144L143 75V77H142V75H140L139 74V77H140V79H143V81L141 82V80L137 83V84H135L137 87H138V89L139 88H141V92L140 93H142V95L146 92H144V90H147L149 87H150V89H152L151 91H156V95L153 93V97L155 98V100L156 99H159L158 101H161L160 99H162L163 100V98H164V100L163 101H161V103H163L164 105L166 104V102L168 101V99L169 98H172L171 97V95L173 96V94L176 92V94H174V96H173V98H175V99H169V101L167 102V106L165 105H163L162 106V104L161 105H159V107L158 106H156V108L155 109H157V107L160 109V107H162L160 110H162V109H164V112H165V114H163L164 112L162 111L161 113L160 112H158V111H160V110H155V111H157V113H156V115L158 116V115H161V116H159V117H157L156 115H154L155 114V111H154V116H156V119H158V120H160V123H156V121H158V120H156L155 121V123L153 124V122L151 121V120H153V118H155V117H153L152 116V113L150 114V111H147V109H148V106L146 105V108L145 107H142L143 105L140 103V105H141V107L140 106H136V104H137V102H135V105L134 104H132L131 102L129 103L130 105L132 104V105H134L135 107H136V109L137 108H139V110L137 109V111H134L133 112V109H130V111H132L131 113H134V114H136L137 115V113H138V115L140 114L139 113V111L141 112V111H143V113L144 114H142L143 115V118L141 117V114L137 117L136 115H135V117L136 118H139V117H141L142 119H145V117H146V119L147 118H149V121H151V122H149L148 120H146V121H142V119L141 118H139V119H134L135 117L134 116H132L133 118H131V117H127V116H130V115H133V114H131V113H129L128 112V114H130V115H127L125 112H126V110L128 109H126V107L128 106V104H125V102H124V100H127L128 98H125V96L123 97L122 95H126V94H129L130 93V91H131V89H129L128 90V87L126 88V90L127 91H129V92H127L126 94H123V87H122V85H124L123 83H124V81H126V83H129V82H127V80H126V77H125V74H124V72H122V70H120V73H122L123 74V78L125 77V80L123 79V78H120L119 76H122L121 74L119 75L118 74V72H116V71H118V68L119 69H121V67H122V65H118V64H116L115 65V63H119V64H121V63H123V59H121V57H117L116 55H117V52L115 51V48H113V47H115L117 44H114V41H112L111 40V38H108V39H110V40H108L107 39V36L106 37H104L103 35H104V33H105V35H106V25H108L107 24V22H105V21H100L99 20V18H98V21H97V11H98V7H97V3L95 4V0H88V3H89V5H88V3L87 2H85L88 6H85L86 4L84 3L83 4V2L84 1H87V0H83V1H81L80 0V2L82 3H80L78 0H18L20 3H23V4H19V2L18 3H16ZM28 1V2H27ZM30 1V2H29ZM70 1V2H69ZM73 1H74V4H72L73 3ZM92 1H94V4L92 3ZM222 1H227V2H229V10H230V12H231V14L233 15V18H235L238 22H239V24H241L242 25V27H244L245 29H249V30H252V32H255V33H253V35L255 34V40L257 41V42H262V43H264V0H222ZM27 2V3H26ZM75 2H77V9L75 8V6H76V3ZM78 2H79V4H78ZM8 3V4H7ZM16 3V4H15ZM70 3V4H69ZM90 4H91V6H90ZM5 5V6H4ZM11 7H10V6ZM16 5V6H15ZM23 5V6H22ZM25 5V6H24ZM31 5H32V7H31ZM69 5H70V7L71 8H75V10H74V8L72 9L73 11H71V9H66V8H70L69 7ZM74 5V6H73ZM81 5V6H80ZM92 5H94V7H97V8H94V10H93V6ZM6 6H8V7H6ZM27 6V7H26ZM6 7V8H5ZM22 7V8H21ZM81 7V8H80ZM82 7L84 8V9H82ZM85 7H87V8H89L88 9V11H87V8H85ZM0 8V9H1ZM8 8V9H7ZM13 8V9H12ZM26 9V10H24V9ZM32 8V10H33V8H35V10H31V12L29 11L30 9ZM61 8V9H60ZM3 9H5L4 11H3ZM10 9V10H9ZM29 9V10H28ZM65 9V10H64ZM79 9V10H78ZM97 9V10H96ZM8 10V11H7ZM41 11V15H40V13L38 14V12H40ZM68 10V13L69 12H71L70 14L72 15V17H71V15H69L68 16V14H67V12H66V15L68 16L67 18H66V20H65V17H66V15L64 16L63 15V13H65V11H67ZM82 12H81V11ZM83 10L85 11L84 12V14H83ZM10 11H12V13H10ZM61 11H64L63 13L61 12ZM75 11V12H74ZM87 11V12H86ZM89 11H90V13H91V16H90V13H89ZM1 12V10H0V15L1 16H3V13ZM34 12V13H33ZM36 12V13H35ZM59 12V13H58ZM9 15H8V14ZM60 13H61V15H60ZM88 13V14H87ZM10 14H12V15H10ZM22 14H24L23 16H22ZM31 14V15H30ZM36 14V15H35ZM85 14L87 15L86 17H88V18H84V16H85ZM4 15V16H5ZM22 16V18H21V16ZM30 15V16H29ZM60 15V16H59ZM62 15L64 16L63 17V19H62ZM83 15V16H82ZM89 15V16H88ZM231 15V16H232ZM9 16V17H8ZM11 16H13L12 18H11ZM42 16V17H41ZM83 18H82V17ZM93 16H94V18H93ZM17 19H16V18ZM19 17V18H18ZM45 17V18H44ZM90 17V18H89ZM96 17V18H95ZM10 18H11V20L12 21H8V19L10 20ZM44 18V20H42ZM59 18H61V20L59 19ZM69 18H71V19H77V20H70ZM93 18V19H92ZM14 19V20H13ZM79 19H84V24H82V21L81 20H79ZM86 19V20H85ZM96 19V20H95ZM33 19H31L30 21H32ZM70 20V21H69ZM90 20V21H89ZM91 20H95V21H93V23H92V21ZM7 21L9 22V23H7ZM14 21V22H13ZM19 21V22H20ZM35 21V20H34ZM61 21V22H60ZM69 21V22H68ZM74 21V22H73ZM76 21V22H75ZM81 21V22H80ZM89 21V22H88ZM99 21H100V23H99ZM0 22H1V19H0ZM78 22H80L79 24H78ZM86 22H88L87 24H86ZM102 22V23H101ZM105 22V23H104ZM63 23V24H62ZM67 23V24H66ZM68 23H73V24H76L77 25V27L79 26V28H77L76 27V25H75V29H76V32H75V34H77V37H78V39H76L77 37L75 36V34H73V32L75 31V29H74V31L72 32V30H71V33H70V30H68L69 29V27L70 26H72V27H74V25H71V24H68ZM92 23V25L90 26L89 24H91ZM1 25H2V23H0ZM14 26H12V25ZM17 26H16V25ZM30 24H34V22L32 21ZM36 24V23H35ZM94 24V25H93ZM96 24V25H95ZM102 24V25H101ZM21 25V24H20ZM70 25V26H69ZM81 25V26H80ZM86 25H88V26H86ZM98 25V28L100 29L98 32H101V34L100 33H98V32H94V31H96V29H98L96 26ZM106 27H105V26ZM63 26H65V27H63ZM100 26V27H99ZM102 26H103V28H102ZM61 27H62V29H61ZM82 29H81V28ZM87 27V28H86ZM93 28V30L92 29H90V28ZM28 28H29V30H28ZM67 30H66V29ZM88 28L90 29V30H88ZM95 28V29H94ZM102 28V29H101ZM108 28V27H107ZM64 29V30H63ZM79 29H81V30H79ZM104 29V30H103ZM17 30V31H18ZM28 30V31H27ZM60 30V34H58L59 31ZM77 30H79L80 32H77ZM84 30H85V32H84ZM92 30V31H91ZM13 31H11V32H13ZM44 31V32H43ZM62 31H63V33H62ZM66 31H67V33H66ZM89 31V32H88ZM104 31V32H103ZM57 32V33H56ZM65 32V33H64ZM93 34H92V33ZM54 33V34H53ZM56 33V34H55ZM80 33V34H79ZM84 33V34H83ZM85 33H86V35H85ZM87 33H89V34H87ZM97 33V34H96ZM50 34V35H49ZM51 34H53V36L51 35ZM63 34H65V35H63ZM75 36H73V35ZM81 35V37H79V35ZM99 34V35H98ZM47 37H46V36ZM49 35V36H48ZM60 35H62L63 37H61ZM68 35H70L69 36V38L67 39V37H68ZM84 35V36H83ZM92 37H91V36ZM98 35V37H96ZM103 36L104 38H103V41H102V37L101 36ZM129 35H131L132 37H133V35H132V33H129ZM129 35L128 36H126L127 38L129 37ZM31 36H33L32 34H31ZM53 37V38H51V37ZM57 36V37H56ZM66 36V37H65ZM89 36L91 37V38H89ZM56 37V38H55ZM61 37V38H60ZM85 37V38H84ZM132 37H129V38H131V40H132ZM60 38V39H59ZM70 38H71V40H70ZM82 38H83V41H82ZM88 38H89V40H88ZM105 38H106V40L108 41V43L110 42L111 43V45H113L112 46V48H111V45L110 44H108L107 43V41L105 42ZM54 40L53 41V44H54V42L55 41H59V40H62V41H64V44L66 43V45H65V47H67V48H64V47H61V46H59L60 48H62L64 51L62 52V51H59L60 49L58 48H56L55 47V44H57V42H55V44H54V46L53 45H51L52 44V42L50 41V40ZM56 39V40H55ZM57 39H59V40H57ZM66 39V40H65ZM81 39V40H80ZM86 39H87V41H88V43H86ZM96 39H97V41H96ZM98 39H100L101 41V43L99 42V40ZM18 40H20L21 41V39H18ZM69 40V41H68ZM84 40H85V42H84ZM126 41H128V39H125ZM125 40H123L124 42L123 43H125ZM130 39H129V41H131ZM23 41V43L25 42L24 40H22ZM62 41H59V43L58 44H60ZM66 41V42H65ZM72 43H71V42ZM74 41H75V43H76V41H78L77 42V44H78V46H79V44L81 45V43H82V45H81V47H78L77 46V44H75L74 43ZM128 41V42H129ZM17 42V41H16ZM68 42V43H67ZM83 42H84V44H83ZM99 42V43H98ZM113 42V43H112ZM128 42H126V43H128ZM74 43V44H73ZM87 45H86V44ZM104 45H103V44ZM106 43V44H105ZM122 43V42H121ZM122 43V44H123ZM18 44V43H17ZM19 44H22V42H19ZM63 44V43H62ZM100 44H101V46H104V47H101L100 48ZM69 46V48H68V46ZM74 45V46H73ZM107 45H110V47L109 46H107ZM115 45V46H114ZM52 46H53V48L55 47L56 49H53L52 48ZM64 46V45H63ZM78 47V48H77ZM85 47V48H84ZM107 49H106V48ZM109 47V48H108ZM77 48V49H76ZM82 48V49H81ZM103 48H105L106 49V51L103 49ZM61 49V50H62ZM78 50V51H74V50ZM101 50L100 52L102 53H100L99 52V50ZM110 49H111V52H112V50L114 49V51L112 52V55H111V59H109L110 58V54H111V52H110ZM57 50V51H56ZM104 50V51H103ZM150 50V51H149ZM149 50H146V52H144L145 54H147L148 55V57L150 58V57H153V56H151L150 54L152 53L151 51H153V50H151V49H149ZM71 51V52H70ZM97 51H98V55L100 54V56H98L96 53H97ZM108 51H109V54H107L108 53ZM148 51V52H147ZM54 52H55V54H54ZM61 53V57H60V54L59 53ZM65 52V55L67 56V58L66 57H63V53ZM94 52H96L95 54H94ZM104 52H106V53H104ZM151 52V53H150ZM49 53L51 54L50 56H49ZM71 53H72V55H71ZM82 53V54H81ZM114 53H116V55L114 54ZM144 53H141V54H138V55H141V56H139L138 58H140V57H145L146 55L144 54ZM80 56H79V55ZM75 55H77V56H75ZM82 55V56H81ZM104 55H108V58L105 60L104 59ZM137 55V54H136ZM137 55V56H138ZM145 55V56H144ZM103 56V57H102ZM112 56H113V59H114V57H117V58H119L118 59V61H117V58L116 59H114V62H115V60H116V62L115 63H113V59H112ZM47 57H45V58H43L44 59V61H43V59H42V61H41V63H39L37 66H35L34 68H36V69H33V71L28 75H26L25 77H24V80H23V82H22V84H21V87L18 89V93H19V95H17V92L15 93V95H14V97L13 98H16L15 96H17V98H16V100H15V103L16 104H13V100L14 99H12V103L9 105V109L11 110V111H15V112H17L16 114H17V117H18V119H19V123H17V125H18V127H19V125L20 124H22L23 126L25 125V123H27V121L30 119V117L32 116V113H31V109L32 108H30V105H31V107L32 106H35L37 103V105L38 106H36V107H38L37 109L38 110H41V111H43L45 108H43V107H46V103H47V96H45L46 94H42V95H40V94H36V93H33V90L31 91V89H33V88H31V87H35L36 86V84H37V86L39 85V84H41V82H45L46 81V79H47V81L49 82V81H51V80H54V79H50V78H52V76H54V75H52L53 73L50 71L51 69H49L50 68V61L47 59ZM79 57H81V58H79ZM82 57L85 59V61H84V59H82ZM92 57H94L93 59H92ZM100 57H102L103 58V60H101V59H98V58H100ZM135 57L136 56H134V59H135ZM147 57V56H146ZM145 57V58H146ZM106 58V57H105ZM137 58V59H138ZM49 61H47V60ZM81 59H82V61H81ZM91 59H92V61H91ZM108 59H109V62H108ZM140 59H144V58H140ZM140 59H139V62H140ZM148 59V58H147ZM46 60V61H45ZM78 61V62H76V64H75V62L74 61ZM80 60V61H79ZM90 60V61H89ZM97 60H99V61H97ZM122 62H121V61ZM71 61V62H70ZM102 61V62H101ZM48 62V63H47ZM87 62V63H86ZM105 62H108V64L106 63V64H104ZM138 62V61H137ZM84 63H86V64H84ZM90 63V64H89ZM95 63V64H94ZM99 63V64H98ZM101 63H102V65H101ZM157 63V62H156ZM159 63V62H158ZM157 63V64H158ZM48 64V65H47ZM73 64H74V66H73ZM80 64L82 65L81 67L84 69V71H83V69L80 67V70L78 71V67L80 66ZM111 64V65H110ZM112 64H114L115 66H117L118 65V68L117 69H115V70H113V67H111V66H113ZM87 65V66H86ZM93 65V66H92ZM99 65V66H98ZM105 65V66H104ZM107 65V66H106ZM69 66V67H68ZM77 67V70L75 69L76 67ZM91 66V67H90ZM102 66H103V68L105 69H103L102 68ZM109 66V67H108ZM156 66H158V69H159V67H161L160 69H162V66H160V63L158 64V65H156ZM38 67V68H37ZM73 67V68H72ZM75 67V68H74ZM86 67V68H85ZM94 67V68H93ZM98 67H100V68H102L103 70H101L100 68H98ZM93 69V72H89V71H92V69ZM100 69V70H99ZM147 69V68H146ZM34 70H36V72L34 71ZM97 70H98V72H100V74L98 73L97 74ZM107 70H108V72H107ZM76 71V72H75ZM78 71V72H77ZM81 71H83V72H81ZM86 71V72H85ZM103 71H105V72H103ZM115 71V73H113ZM142 71H144L145 73H148V71H149V73L151 74V76L153 77V78H151V77H149L148 75H150L149 73L147 74V75H145V73H143ZM81 72V73H80ZM103 74H102V73ZM49 73H50V75H49ZM75 73V74H74ZM77 73V74H76ZM84 73H86V74H88V73H90L89 75H91V76H89V75H87V79L90 77H92L93 78V75L94 76H96V75H99V76H97V78L96 77H94V78H96L97 79V81L98 82H96V80H95V82H96V84L94 85V80H92V78L91 79H89V80H86V74H84ZM93 75H92V74ZM104 73H106V74H104ZM79 74V75H78ZM85 75V76H82V75ZM108 74H110L109 76H107ZM113 74H115V76L113 75ZM154 74V73H153ZM52 75V76H51ZM104 75H106V77L104 76ZM114 77H113V76ZM117 75V76H116ZM51 76V77H50ZM144 76L146 77V78H144ZM147 76L149 77V78H147ZM48 77V78H47ZM81 77V78H80ZM82 77H84V78H82ZM99 77H101V79L99 78ZM105 77V79L103 80V78ZM111 77H112V80H111ZM45 79V81L44 80H42V79ZM80 78V79H79ZM93 78V79H94ZM110 78V80H109V85L107 84L108 83V79ZM113 78H115V79H113ZM121 79V80H124V81H121V83H122V85H121V83H119L120 81H118V79ZM84 80V82L82 81V80ZM119 79V80H120ZM154 80V83H155V86L156 87H152L151 85H154V83H151V82H153L152 80ZM92 80V81H91ZM101 80V81H100ZM102 80H103V82H102ZM113 80H114V84H113ZM148 80H151L150 81V83H151V85L149 86V84L150 83H147L148 85H144L145 83H146V81H148ZM25 81V82H24ZM38 81H40V82H38ZM87 81L89 82V81H91L92 83H90L89 82V85H92V86H94V87H90L89 85H88V87H87V89H85V91L86 90H89V89H91L92 90V92H89V91H87V93L85 92V91H82V90H84L83 89V87L84 88H86L85 86H84V84H86L87 85ZM105 81H107V82H105ZM112 81V82H111ZM118 81V82H117ZM143 82H145V83H143ZM149 82V81H148ZM157 83H159L158 81H156ZM24 83V84H23ZM83 83V86L81 85ZM101 85H100V84ZM105 83V85H106V87H105V85H103ZM114 85V87H113V85ZM143 83V84H142ZM161 83V82H160ZM159 83V84H160ZM34 84V85H33ZM98 84V85H97ZM118 84V85H117ZM119 84L121 85V86H119ZM139 84V85H138ZM23 85V86H22ZM100 85V86H99ZM102 85H103V88L105 87L106 89H107V87H108V90H109V88L110 87H112V91L113 92H115L116 90H118V92H115V93H113V92H111L110 90H109V92H107L106 91V89L104 88H101L102 87ZM111 85V86H110ZM131 85H134V83L133 84H131ZM130 85V88L132 87ZM141 85V87H139ZM157 85H158V88L160 89V91H159V89L158 90H154V88H157ZM165 85H167V86H169L168 88H169V90L170 91H172V93L170 92L169 93V91H166V92H168L167 94H162V93H164L165 92V90H167L165 87H167V86H165ZM97 86H99V87H97ZM118 86V87H117ZM125 86H127V85H125ZM136 86H133L134 87V89H135V87ZM143 86V87H142ZM30 87V88H29ZM80 87H81V89H80ZM95 87H97L98 89L96 90V88ZM120 87H122V89L120 88ZM133 87H132V89H133ZM145 87V88H144ZM152 87V88H151ZM74 88L75 89H79L78 90V92H77V90H74ZM89 88V89H88ZM93 88H94V90H96L95 91V93H93L94 91H93ZM99 88H101V89H99ZM115 88V89H114ZM118 88V89H117ZM142 88H144V89H142ZM165 88V89H164ZM149 89V90H150ZM173 89V90H172ZM90 90V91H91ZM135 90H137V89H135ZM140 90V89H139ZM142 90H143V92H142ZM148 90V92H150ZM103 91V92H102ZM104 91H106V92H104ZM120 91H122V93H119ZM164 91V92H163ZM89 92V93H88ZM99 92H102V94H103V96H102V94L101 93H99ZM124 92H126V91H124ZM134 91L132 90V92L131 93H133ZM71 93V94H72ZM84 93V94H83ZM90 94V93H92L93 95L94 94H96V100H95V97L94 96H92V94L90 95V96H92L91 98V100H95V101H93V102H95L94 104H93V102H91V100L89 101V102H87V103H89L88 105H86L87 103L86 102H84L85 100L84 99H86V101H88L89 99H90V97L89 96H87L89 99L87 100V97L85 98L84 96L86 95V94ZM105 93V94H104ZM112 93V94H111ZM118 95H117V94ZM130 93V94H131ZM135 93H137L138 95H140L138 92H135ZM100 94H101V96H100ZM108 94H110V95H108ZM119 96L120 95V99L121 98H125L124 100L123 99H119V100H117L118 98H117V96ZM122 94V95H121ZM150 95H151V93H149ZM160 94H162L161 95V97H163V98H160ZM82 95H84V96H82ZM110 96L108 99H107V97H106V99L103 101V99H104V96ZM115 95V97H113ZM133 95V94H132ZM159 96V98H158V96ZM164 95H168V97L166 96V98H165V96ZM78 96V95H77ZM100 96V97H99ZM122 96V97H121ZM156 96V97H155ZM37 97V98H36ZM99 97V99H101V100H99V101H102V103L101 102H99L98 101V98ZM103 99H102V98ZM126 97H129L130 98V96H126ZM133 97H134V95H133ZM78 100V103L80 102V99H81V101L82 102H84L83 104H82V102H80L79 104L78 103H76L75 102V100L76 99ZM111 98H114V99H116V100H113V99H111ZM75 99V100H74ZM167 99V100H166ZM41 100H43L42 102H41ZM45 100V101H44ZM76 100V101H77ZM107 100H108V102H110L111 103V101H109V100H113V102L112 103H114L115 101H117L116 103H114V104H112L111 103V105L109 106V105H106V104H108V102H107ZM131 101H132V96H131V99H130ZM129 99H128V102L130 101ZM134 100H135V97H134ZM134 100L132 101V102H134ZM137 100V99H136ZM173 100V101H172ZM122 101H123V103L125 104V105H127V106H121V108L119 109L117 106L119 105H117L116 107L118 108L117 110H122L123 108L124 109H126L125 110V112L124 111H122L123 113H125L127 116H124V115H120L119 113L117 114L116 112L115 113H113L114 112V110L116 111V107H115V104H117V103H122ZM138 101V100H137ZM157 100H156V102H158ZM164 101H166L165 103H164ZM172 101V102H171ZM46 102V103H45ZM104 102V103H103ZM127 102V103H128ZM174 102H176V103H174ZM42 103H45V104H42ZM55 103H57V105H59V104H61V99H57L55 102H54V104ZM97 103V104H96ZM98 103H100V104H98ZM109 103V104H110ZM159 103V102H158ZM158 103H156V105H158ZM170 103V104H169ZM172 103H174V105L172 104ZM39 104L42 106H39ZM92 104V105H91ZM96 104V105H95ZM103 105V106H105L104 107V109L103 110H101L102 108H103V106H102V108H101V106L100 105ZM177 104V105H176ZM94 105V106H93ZM97 105H99L100 107H99V109H97L98 107H96ZM121 105H123V104H121ZM131 105V107H133ZM93 106V107H92ZM109 106V107H108ZM111 106H114V108H112ZM173 106V107H172ZM174 106H175V108H174ZM176 106H177V108H176ZM95 107V108H94ZM123 107V108H122ZM134 107V108H135ZM164 107V108H163ZM43 110H42V109ZM109 108H111L110 110H109ZM130 108V107H129ZM143 108V109H142ZM166 108V109H165ZM14 109V110H13ZM106 109V110H105ZM114 109V110H113ZM135 109V110H136ZM87 111V113H89V112H92V113H94V115L91 113H89V114H87L86 112H84V111ZM105 110V111H104ZM108 110V111H107ZM113 110V111H112ZM149 110V109H148ZM150 110H152L153 111V109H151V107H150ZM89 111V112H88ZM145 111V112H144ZM175 111V112H174ZM83 112V113H82ZM119 112V111H118ZM146 112L148 113L147 115H146ZM96 113L99 115V114H101V115H99V116H101L102 117V115L104 116V118L106 119V117H107V120H104V118L102 117V118H100L99 116H97L96 115ZM142 113V112H141ZM174 113H175V115H174ZM177 113V114H176ZM85 114V115H84ZM174 115V117H173V115ZM31 115V116H30ZM68 114H66L65 116H67ZM88 116V119L86 118L87 116ZM90 115H91V117H90ZM93 115V116H92ZM96 115V117L93 119V117ZM148 115H150V116H152V117H148ZM65 116L64 117H59V125L60 126H58L57 125V127H58V132H59V134H61V135H63V134H65V127H67V124H68V122L69 121H73L74 122V118H73V116H72V120H70V118H68V119H66L65 118ZM106 116V117H105ZM98 117V120L96 119ZM108 117H110V119H108ZM112 117V118H111ZM161 117V118H160ZM79 117H78V119H80ZM90 118V119H89ZM102 119V121L100 120V119ZM114 118H115V121H116V119L117 120H122L123 121V124L125 123L124 121H127L126 123L127 124H125V126L123 125V127H124V129H125V127L127 128L129 125H131V127L129 126L128 128H127V130H128V132H127V130H126V132H127V135H126V132H125V130H123L124 131V134L122 133V131H120V132H118L119 130H120V125L122 126V124H118V126H119V128L117 127V126H115V124H113V126H111L112 125V123H110V122H113L114 121ZM160 118V119H159ZM163 118V119H162ZM91 119H93V120H91ZM151 119V120H150ZM173 119V120H172ZM89 120L91 121V122H89ZM99 120H100V122L101 123H103L102 125L99 123ZM109 120H110V122H109ZM113 120V121H112ZM155 120V119H154ZM162 120V121H161ZM92 121H94V123H95V125H94V123H93V125H92ZM114 121V122H115ZM172 121V122H171ZM176 122V124H175V122ZM61 122L64 124V125H62L61 124ZM75 122H78V121H75ZM97 122V123H96ZM113 122V123H114ZM164 122V123H163ZM99 123V124H98ZM106 125H105V124ZM116 124H117V122H115ZM118 123H119V121H118ZM122 123V122H121ZM129 123V124H128ZM131 123H133V124H131ZM161 123H163V124H161ZM97 124V125H96ZM111 124V125H110ZM135 124H136V126H135ZM158 124V125H157ZM175 124V125H174ZM21 125V126H22ZM44 124L42 123V124H40L39 125V129L40 130H43V129H41L42 128V126H43ZM103 125H105V126H103ZM133 125V126H132ZM162 125V126H161ZM173 125H174V127H173ZM41 126V127H40ZM61 126H64V127H62V128H60ZM97 126V127H96ZM101 128H100V127ZM115 126V127H114ZM135 126V127H134ZM171 126V127H170ZM108 127L110 128V130H108ZM114 127V128H113ZM123 127L121 128V130L123 129ZM143 127H144V129H147L146 130V132H145V130H143ZM148 127H149V129H148ZM170 127V128H169ZM177 127V128H176ZM44 129H45V127H43ZM106 128V129H105ZM114 130H113V129ZM116 128H118L117 129V132H115V130H116ZM131 128V129H130ZM139 128H140V130H139ZM141 128H142V130H141ZM150 128H152V129H157V131L159 130V132L157 133L156 132V130H154L158 135H156V133L154 134V132L153 131H151L152 129H150ZM172 128H174V129H172ZM176 128V129H175ZM179 128H181L180 130H177V129H179ZM130 129V130H129ZM134 129H136V130H134ZM186 129V128H185ZM62 130H64V131H62ZM131 130H133V133L131 132ZM130 131V132H129ZM141 133H140V132ZM143 131V132H142ZM149 131H151V132H149ZM160 131H164V132H168L167 134H168V137H166L165 136V133L164 132H161V133H164L163 135L162 134H160ZM147 134H145V133ZM149 132V133H148ZM153 132V133H152ZM105 134V135H103V134ZM130 133H132V135H129ZM141 135H143V134H145L146 135V137L147 138H145V137H143V136H141ZM143 133V134H142ZM153 134L152 136L150 135V134ZM170 133V134H169ZM134 134H139L138 135V137H136ZM151 136V139H150V136ZM166 134V135H167ZM174 135V138H171V137H173L172 135ZM107 135H109V136H107ZM112 137H111V136ZM144 135V136H145ZM155 135V136H154ZM169 135H171V136H169ZM113 136L114 137H116V138H113ZM141 136V137H140ZM149 136V137H148ZM157 136V137H156ZM158 136H164V138H167L168 139V141L166 140V139H161V141H160V139L158 140V138H161V137H158ZM145 138V139H141V138ZM155 137L157 138V141H156V139H155ZM182 137V138H181ZM120 138V139H119ZM172 139V141H171V139ZM188 138V140H187V142H186V139ZM117 139V140H116ZM155 139V141H153ZM184 139V140H183ZM193 140V142H191V141H189V140ZM99 140V139H98ZM106 141H104V142H106ZM114 141H116V143L114 142ZM165 141V142H164ZM103 142V143H104ZM120 142V143H121ZM156 142H159V143H156ZM200 142H202V143H200ZM204 142V143H203ZM183 143H185V145L183 144ZM189 144V147H186V144ZM192 143V145H190ZM84 144V143H83ZM89 144V143H88ZM118 144V143H117ZM135 144V143H134ZM140 144H141V146L143 145V144H145L144 145V151L148 148V149H150V151H148L147 152V150L143 153V148L142 147H140ZM165 144V145H164ZM167 144V145H166ZM168 144H170L169 146H168ZM182 144V145H181ZM2 145V148H4L3 146H5V148L7 147V145H5V144H0V146ZM86 146V148H87V150H88V146H87V143L85 144ZM146 145H148L147 146V148H146ZM178 145V146H177ZM84 146V145H83ZM108 146H110V147H108ZM113 146V147H114ZM135 146V145H134ZM149 146L150 147H153V148H149ZM180 146V147H179ZM104 147H106V146H104ZM103 147V148H104ZM154 147H155V149H154ZM182 147V148H181ZM186 147V148H185ZM86 148H84L85 150H86ZM127 148H129V149H127ZM180 148V149H179ZM192 148V149H191ZM209 148H210V150H209ZM83 149V150H84ZM107 149H105V151L107 150ZM111 149V148H110ZM109 149V150H110ZM126 149V150H125ZM151 149H153V151L151 150ZM184 149H186V150H184ZM122 150V149H121ZM120 150V151H121ZM155 150V151H154ZM157 150V151H156ZM166 150L168 151L167 153H165L166 152ZM89 151V150H88ZM108 151V150H107ZM119 151V152H120ZM134 152L136 151L135 149L133 150ZM159 151V152H158ZM191 151V152H190ZM210 151V152H209ZM84 152V151H83ZM134 152H132V153H134ZM141 152L143 153V154H141ZM147 152V153H146ZM150 152H151V154H150ZM153 152H155V153H157L158 152V154H156L157 156L159 155V157H157V156H155V153L152 155V153ZM163 152H164V154H163ZM85 153V152H84ZM103 153H106V152H103ZM108 153V152H107ZM106 153V155L107 156H109L108 154ZM131 153V152H130ZM135 153H137V152H135ZM120 154H121V152H120ZM105 155V156H106ZM133 155V156H132ZM178 155H180L179 157V162H178ZM181 155H183V156H181ZM103 157L104 159H103V162H104V160H105V158L107 157ZM132 156V157H131ZM130 157V158H129ZM161 157V158H160ZM175 157V159L177 160V162H176V160H174V161H172L173 160V158ZM193 157V158H192ZM108 158V157H107ZM115 158H117V157H115ZM122 158V159H123ZM133 158V161H131L130 162V160ZM136 158V165L134 164L135 163V161H134V159ZM149 158H151V159H149ZM167 158V160H165ZM181 158H183V160L181 159ZM187 158L188 159V161H187V159L185 160V159ZM192 158V159H191ZM195 158H197V159H195ZM110 159V160H109ZM109 159H106V161L107 160H109L108 162H104V164H103V166H105V163L109 166V164H112V163H110V162H113L112 160H111V158L109 157ZM128 160V163L130 162L131 164H129V166L128 165H126L127 164V160ZM143 159H145L144 161H143ZM153 159V160H152ZM172 159V160H171ZM116 160V159H115ZM121 160V159H120ZM149 160V161H148ZM152 161V163H153V165H151V167L150 168H153V169H155V170H153V169H150L151 170V172L150 173H147V172H149V171H147L145 168H147L146 166L148 165V164H150V162ZM162 162H161V161ZM185 160V161H184ZM196 160V161H195ZM200 160V161H199ZM138 161V162H137ZM146 161L147 162H149L148 164L146 163ZM155 161V162H154ZM170 161L172 162L171 164H170ZM181 161H182V163H181ZM102 162V163H103ZM117 162V163H118ZM142 162H145V163H142ZM174 162H175V164H176V167H175V164H174ZM187 162V163H186ZM195 162V163H194ZM199 162V165L201 166H199V165H197V163ZM203 162V163H202ZM209 162V163H208ZM125 165H124V164ZM145 164L146 166L144 167V169L147 171H145L144 170V172H143V174H144V177L145 176H147V174H155L154 176L153 175H151V177L148 175V177H147V179L145 178H138L137 177V174H135V175H133L132 173H131V171L132 172H135V171H133L134 170V168H135V166H137L136 168H137V170H139V166H138V164ZM178 163V164H177ZM179 163H181V165L179 164ZM191 163H193L192 165H190ZM206 163H208V165L206 164ZM213 163H215V164H213ZM113 164H116L115 162L113 163ZM186 164V165H185ZM188 164V165H187ZM205 164V165H204ZM210 164L211 165H213V166H210ZM142 165V166H143ZM170 165V167H168ZM178 165V166H177ZM102 166V165H101ZM113 166V165H112ZM119 166V165H118ZM127 168H126V167ZM131 166H132V168H131ZM141 166V165H140ZM148 166H150V165H148ZM186 167V168H184V169H188V170H183V167ZM192 166V168H190ZM217 166V165H216ZM114 167V166H113ZM125 167V168H124ZM134 167V168H133ZM172 167V168H171ZM178 167H182L180 170H181V172H180V170H177V169H179ZM199 167V168H198ZM209 167V168H208ZM103 168V169H102ZM115 168H116V166H115ZM143 168V167H142ZM196 168V169H195ZM211 168H213V170L211 169ZM108 170L107 172H106V170ZM113 169V170H112ZM148 170H149V167L147 168ZM173 170V172H172V170ZM198 169V170H197ZM210 169V170H209ZM136 170V171H137ZM205 170V171H204ZM208 170V171H207ZM213 172H212V171ZM216 170V172H214ZM118 171V172H117ZM126 171H127V174H126ZM178 171L179 173H181L180 175L182 176V179H178V178H181V176L179 175V173L176 172ZM184 171V172H183ZM187 171H188V173H187ZM218 171V172H217ZM106 172V173H105ZM124 172V173H123ZM128 172H130L131 173V175H130V173H129V175H130V177L131 176H135L139 181H137V179L136 178H129V175H128ZM145 172L147 173L146 175H145ZM154 172V173H153ZM183 172V173H182ZM204 172L206 173V174H204ZM136 173V172H135ZM172 173H173V175H172ZM185 173V174H184ZM214 175H213V174ZM105 174H106V176H105ZM124 174H126L125 176H124ZM190 174V175H189ZM198 174H200V176L198 175ZM205 175V178H204V175ZM211 175H212V177H211ZM117 176V175H116ZM126 176L128 177V180L129 181H127V178H126ZM139 176V175H138ZM141 176H143V175H141ZM140 176V177H141ZM185 176H188V177H185V179H184V177ZM195 176V177H194ZM152 177H153V179H155V181H157L156 183H154L153 181V179H152ZM178 177V178H177ZM194 177V178H193ZM200 177V178H199ZM207 177V178H206ZM223 177V178H222ZM100 178V179H101ZM196 178H197V181H196ZM211 178V179H210ZM107 179H108V177H107ZM110 179V178H109ZM135 179V180H134ZM152 179V184H151V182H150V180ZM191 180V183H192V185L191 184H189L190 183V180ZM198 179H199V181H198ZM213 179H216V180H220V182H222L223 184H224V186H223V184L222 183H218L217 184V182H216V180H214V181H212ZM146 180H148V181H146ZM183 180H185V181H183ZM136 181V182H135ZM142 181H144L143 183H142ZM178 181V182H177ZM183 181V182H182ZM194 181L196 182V183H194ZM212 181V182H211ZM127 182H129V183H127ZM132 184H131V183ZM133 182H135V183H133ZM148 182H150V183H148ZM163 182V183H162ZM179 182H180V184H179ZM186 182V183H185ZM201 182V183H200ZM136 183H137V185H136ZM148 183V184H147ZM154 183V184H153ZM161 183V184H160ZM185 183V184H184ZM188 183V184H187ZM194 183V184H193ZM128 184V185H127ZM175 184V185H174ZM131 185V186H130ZM169 185H170V188L168 189V187H169ZM228 185V186H227ZM133 186V187H132ZM135 186V187H134ZM145 186H148L149 188H145ZM150 186H152V187H154V192L152 191H150L151 189H152V187H150ZM172 186V187H171ZM178 186V188H176ZM184 186V187H183ZM187 188H186V187ZM190 186V187H189ZM206 186V187H205ZM210 186V187H209ZM219 186V187H218ZM181 187V188H180ZM192 187H193V189H192ZM217 187V188H216ZM134 188V189H133ZM171 188H172V190H171ZM176 188V189H175ZM186 188V189H185ZM212 188V189H211ZM215 188L217 189V190H215ZM229 189V190H227V189ZM131 189V190H130ZM145 189V190H144ZM178 189V190H177ZM192 189V190H191ZM202 189V190H201ZM222 189V190H221ZM145 191V192H143V191ZM147 190H149V191H147ZM167 190H168V193H167ZM173 191L174 192V195H172L173 194V192H172V194H170L171 193V191ZM181 192H180V191ZM188 190V192H186ZM198 190H199V192H198ZM137 191V192H136ZM157 191V190H156ZM183 191V192H182ZM205 191V192H204ZM213 191V192H212ZM219 191V192H218ZM226 191V192H225ZM229 191V193H227ZM232 191V190H231ZM147 192H149V194L147 193ZM160 192H163L162 194H163V196H160L161 195V193ZM176 192H177V194H176ZM197 192V193H196ZM207 192V193H206ZM214 192H216V194L214 193ZM160 193V194H159ZM178 193H180V194H178ZM185 193L187 194L186 196H185ZM206 193V194H205ZM211 194V196H210V194ZM231 193V194H230ZM138 194V195H137ZM158 194H159V196H158ZM192 194V195H191ZM197 194V195H196ZM202 194L204 195V196H202ZM215 194V195H214ZM227 194H229V196H227ZM133 195H136V196H133ZM170 195H172V196H170L171 198H173V196H174V199L176 198L177 199V201H176V199H175V202H177L178 203V205L173 201V199H171L169 196ZM176 195H178V196H176ZM181 195V196H180ZM184 197H183V196ZM200 195V196H199ZM207 195V196H206ZM217 195V196H216ZM188 196H190V198H191V200H189V202L186 200L187 198H188ZM191 196H193V197H191ZM134 197V198H133ZM155 196H153L152 198H154ZM180 197V198H179ZM185 197H187V198H185ZM198 197H199V199H198ZM205 197V198H204ZM208 197V198H207ZM210 197V198H209ZM230 197V198H229ZM148 198H150V200L148 199ZM157 198V199H158ZM192 198H194V199H196V201H193L194 199H192ZM206 198H207V200H206ZM130 199V200H131ZM182 199H185L186 201H184V200H182ZM213 199H215V200H213ZM131 200V201H132ZM145 201V203H144V201ZM153 200H155L157 203L159 202V201H157L156 200V198L155 199H153ZM200 200H202V201H200ZM211 200V201H210ZM161 201V200H160ZM198 201V202H197ZM208 201V202H207ZM215 201V202H214ZM217 201V202H216ZM148 202V203H147ZM163 202H164V199H163ZM162 201H161V203H163ZM180 202V203H179ZM191 202V203H190ZM196 202V203H195ZM227 202H228V204H227ZM229 202H232V203H229ZM157 203H155V205L157 204ZM175 203V204H174ZM193 203H195V205L193 204ZM202 203V204H201ZM213 203H214V205H213ZM145 204V205H144ZM150 204V203H149ZM148 204V205H149ZM159 205H160V203H158ZM199 204V205H198ZM204 204V205H203ZM224 204H227V206L226 207H228V209L225 207V205ZM151 205H153V204H151ZM201 205L203 206V208L204 209H206L207 211H205V210H203V208L201 207ZM154 206V205H153ZM161 206H162V204H161ZM182 206V207H181ZM199 206H200V208H199ZM204 206H206V208L204 207ZM212 207L211 209H213V212H212V210L209 208V207ZM215 206V207H214ZM227 209H225L224 207ZM144 207V208H143ZM159 206H157V208H158ZM186 207V208H185ZM207 207H208V209H207ZM232 207L234 208V205L232 204ZM156 208V207H155ZM175 208V209H174ZM186 210H185V209ZM215 208V209H214ZM216 208H218V209H216ZM232 208V209H233ZM177 209H178V211H177ZM192 209H193V212H192ZM220 209V214H218V212L216 211V210H219ZM223 209V210H222ZM175 210V211H174ZM184 210V211H183ZM187 210H188V212H187ZM211 211V213L209 212V211ZM228 210H230V211H228ZM190 211H191V213H190ZM205 211V212H204ZM215 211V212H214ZM176 212H178L177 213V215H176ZM179 212H181V214H179ZM217 212V214H215ZM228 214H227V213ZM230 212V213H229ZM234 212H236V213H234ZM143 213V214H142ZM185 213V214H184ZM222 213V214H221ZM172 214H174V215H172ZM179 214V215H178ZM192 216H191V215ZM207 214V215H206ZM209 214H211L212 216H209ZM214 214V215H213ZM229 214H230V216H229ZM231 214H233V215H231ZM235 215H238V216H236V218H233V217H235ZM177 216V217H176ZM187 218H186V217ZM192 218H191V217ZM205 216H207V217H205ZM213 216L214 217H216L215 219L213 218ZM197 217V218H196ZM209 217V218H208ZM213 218V219H211V218ZM221 217H223V218H221ZM231 217V218H230ZM218 218H221V219H219V222H218ZM227 218V219H226ZM233 218V219H232ZM239 218V219H238ZM243 218V217H242ZM241 218V219H242ZM192 219V221H190ZM198 219H199V221H198ZM209 219H211V220H209ZM226 219V220H225ZM229 219V220H228ZM231 219V220H230ZM236 219L238 220V222H233V221H236ZM202 220V221H201ZM195 221V222H194ZM209 221H211V222H209ZM215 221H217L216 223H213V222H215ZM200 222V223H199ZM203 222V223H202ZM223 222H226V223H223ZM227 222L229 223V224H231V223H234V225L233 224H231V226L230 225H228V226H226V229L224 230V228L223 227H225L224 225L226 224L227 225ZM182 223V224H181ZM210 223V224H209ZM211 223H213L212 224V226H211ZM218 223V224H217ZM154 225V226H156L157 228L156 229H152V228H154V227H152V226ZM186 225H188V226H186ZM190 225V226H189ZM216 225V226H215ZM237 225V226H236ZM192 226V227H191ZM215 226V227H214ZM223 226V227H222ZM235 227V229L234 228H232V227ZM118 227V228H117ZM120 227V228H119ZM185 228V229H184ZM203 230L202 232H201V229ZM221 228V229H220ZM223 228V229H222ZM230 228H232L233 230L231 231L230 230ZM186 230V231H185ZM191 232H190V231ZM196 230V231H195ZM142 231H144V232H148V234L149 233H151V234H153V236H154V234H156L157 232L158 233H160V234H162V237L164 238V237H167L166 239H163V241L161 242V244L164 242V240H165V244L163 243V245L162 246H158V245H160V243L159 244H157V245H152V246H150L152 243H153V241L154 242H156L155 241V239L153 240V238H155V237H152V239L149 237V235L147 236L145 233H143ZM185 233H184V232ZM187 231H188V234H187ZM205 231V232H204ZM211 231V232H210ZM119 232H121V234H123V236H122V239H123V237H124V239L126 240H122L124 243H122L121 242V240L120 239H118V238H120V234H119ZM141 232L143 233V235H141ZM167 232H169V233H167ZM170 232H173V234H171ZM202 233V235H201V233ZM203 232H204V234H203ZM209 232V233H208ZM140 233V234H139ZM175 233V234H174ZM193 235H192V234ZM208 235H207V234ZM213 233H215V234H213ZM118 234V235H117ZM177 234H179V235H177ZM198 236H197V235ZM219 234H221L220 236V238H221V240H223L224 241V239L226 240V241H224V242H222L221 240H220V238L218 237V235ZM188 235V236H187ZM196 235V236H195ZM201 235V236H200ZM204 235V236H203ZM211 236V238H210V240H209V237L208 236ZM216 235V236H215ZM190 236H192L191 238H190ZM200 236V237H199ZM203 236V237H202ZM206 236V237H205ZM213 236V237H212ZM231 236V237H230ZM142 237V238H141ZM145 237L147 238V241H148V239H150L152 242H147V244L145 243ZM190 239H189V238ZM193 237H195V238H197L198 240H196L195 238L194 239H192ZM199 237V238H198ZM202 237V238H201ZM205 237V238H204ZM208 237V238H207ZM217 239H216V238ZM224 237V238H223ZM213 238V239H212ZM219 238V239H218ZM228 238V239H227ZM111 239H113V240H111ZM137 238L135 239V241L136 240H138ZM172 240L173 239V242L171 241H168V240ZM111 240V241H110ZM118 240H120V241H118ZM138 240V241H139ZM149 240V241H150ZM175 240V241H174ZM178 240V241H177ZM206 240V241H205ZM213 240H215V242L217 243V241H219V243H218V245H216V243L214 244V242H213ZM227 240H229V244H228V246H226V244H225V242H228ZM110 241V242H109ZM116 241V242H115ZM135 241H133V243H137V242H135ZM177 241V242H176ZM180 241V242H179ZM203 241V242H202ZM210 241H212L213 243H211ZM104 242H106V244L104 243ZM109 242V243H108ZM111 242H113V244H112V247H110V243ZM206 242V243H205ZM118 243V244H117ZM148 243H149V246H148ZM157 243V242H156ZM170 243L172 244V245H170ZM183 243V244H182ZM189 244V246L187 247V245H185V244ZM225 244L224 245V247H223V244ZM105 244V245H104ZM153 244H155V243H153ZM178 244H181V247L183 248H181L180 246L178 247ZM191 244V245H190ZM193 244V245H192ZM214 244V245H213ZM222 245V247H220V245ZM114 245V246H113ZM177 245V246H176ZM184 245V246H183ZM235 245V248L233 249V247L232 246H234ZM137 246H138V244H137ZM156 246V247H155ZM167 248H166V247ZM174 246V247H173ZM194 248V246L196 247V248H192V247ZM199 246H200V248H199ZM99 247V248H100ZM115 247H116V249H115ZM123 247H121V249L123 248ZM147 247V248H146ZM151 248V250L149 251L148 249H150ZM153 247V248H152ZM156 248V250H155V248ZM162 249H161V248ZM185 247V248H184ZM187 247V248H186ZM191 247V248H190ZM201 247H204V249L202 248L201 249ZM228 247V248H227ZM160 248V249H159ZM181 250H180V249ZM190 248V249H189ZM206 248H208V250H206L205 251V249ZM101 249V248H100ZM142 249V250H141ZM159 249V250H158ZM173 249H174V251H173ZM178 249V250H177ZM189 251H188V250ZM193 249V250H192ZM195 249H197V250H195ZM198 249H200L199 251H201L202 252V254H201V252H199L198 251ZM232 249V250H231ZM112 250L110 249V251H108V249L105 251V255H107L108 254V256H107V258H101L102 256H100V258L103 260V261H106V263H110V262H112V260H109L108 259V257L109 256H112V255H109L110 253H114V252H112ZM148 250V251H147ZM163 250V251H162ZM169 252H168V251ZM185 250V251H184ZM80 251V250H79ZM102 251V250H101ZM126 252H127V250H125ZM138 251V252H137ZM154 251H156V252H154ZM157 251H159V253L157 252ZM175 251H176V253H175ZM178 251V252H177ZM195 251V254L193 255L192 254V252H194ZM196 251H198V255L200 256V257H198V258H201V256L202 255H205V256H202V258L200 259V262L198 261L199 259H197V257H194V256H196ZM215 251H217L219 254L221 253V254H223L222 256H221V254L219 255V254H217V253H215ZM74 252V251H73ZM77 251H75L74 253H76ZM108 252H110V253H108ZM135 252H137V253H135ZM181 252V253H180ZM183 252H185V254L183 255ZM187 252H189V253H191V254H188ZM99 253H100V250H99ZM107 253V254H106ZM215 253V254H214ZM226 253V254H225ZM104 253L102 252V254L101 255H103ZM116 254V255H117ZM135 254H137V255H135ZM159 254H160V257H161V259H160V257H159ZM162 254V255H161ZM177 254H179V256H180V254H181V256H180V258H179V256L177 255ZM206 254H208V255H206ZM230 254V255H229ZM105 255H103L104 257H106ZM140 255V256H139ZM149 255V256H148ZM163 255H165V256H163ZM170 257H169V256ZM177 255V256H176ZM187 255V256H186ZM190 255H192V256H190ZM212 255V256H211ZM214 255V256H213ZM218 255V256H217ZM225 255V256H224ZM233 255V256H232ZM138 256V258H136ZM152 257L153 259H150L151 261H148L147 259H149L148 257ZM168 256V257H167ZM207 256H209L210 258L208 259L207 258ZM228 257V260H226V258ZM167 257V258H166ZM182 257H185V258H182ZM189 257H190V259H189ZM192 257V258H191ZM212 257V258H211ZM213 257H215V258H213ZM226 257V258H225ZM231 257V258H230ZM235 259H233V258ZM236 257H239L238 259L239 260H237L236 261ZM130 258H132L131 260H130ZM182 258V259H181ZM209 260V262H206V261H208L207 259ZM219 259V261H218V259ZM220 258L222 259V260H220ZM154 259V260H155ZM159 259V260H158ZM170 259H171V261H170ZM187 259H189V260H187ZM192 259H195L194 261L192 260ZM214 259V260H213ZM233 261H232V260ZM125 260V261H124ZM129 260V262H126V261H128ZM162 260V261H161ZM177 260H179L178 262H177ZM191 260H192V262H191ZM210 260H212L213 261V263H212V261H210ZM223 260H226V261H223ZM123 261V262H122ZM135 261H137V262H135ZM180 261L182 262V263H180ZM236 261V262H235ZM239 261H240V263H239ZM135 262V263H134ZM140 262V263H139ZM144 262V263H143ZM160 262V263H159ZM167 262V263H166ZM176 262V263H175ZM185 262V263H184ZM235 262V263H234ZM227 263V264H228ZM231 263V264H232Z\"/></svg>",
  "mask_w": 264,
  "mask_h": 264
}]
</instances>
